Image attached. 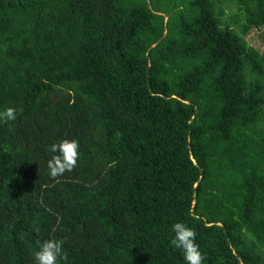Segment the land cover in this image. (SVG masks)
Segmentation results:
<instances>
[{"label": "trees", "instance_id": "obj_1", "mask_svg": "<svg viewBox=\"0 0 264 264\" xmlns=\"http://www.w3.org/2000/svg\"><path fill=\"white\" fill-rule=\"evenodd\" d=\"M264 0H0V264H264ZM76 139L71 172L49 146ZM38 229V230H37Z\"/></svg>", "mask_w": 264, "mask_h": 264}, {"label": "clouds", "instance_id": "obj_2", "mask_svg": "<svg viewBox=\"0 0 264 264\" xmlns=\"http://www.w3.org/2000/svg\"><path fill=\"white\" fill-rule=\"evenodd\" d=\"M16 118L17 110L13 107L0 111V121L7 123L15 121ZM49 151L54 153L47 161L50 178L56 179L76 168L79 159V143L76 139H61L51 144ZM172 231L174 236L170 243L174 248L182 250L186 264H204V255L195 242V230L177 222L172 225ZM37 243L39 248L33 253L35 264H58V261L68 260L67 253L63 249V240L47 239Z\"/></svg>", "mask_w": 264, "mask_h": 264}, {"label": "rangeland", "instance_id": "obj_3", "mask_svg": "<svg viewBox=\"0 0 264 264\" xmlns=\"http://www.w3.org/2000/svg\"><path fill=\"white\" fill-rule=\"evenodd\" d=\"M248 39H250V43L254 45L256 48H258L260 51H263L264 49V31L258 30V31H251L249 35L247 36Z\"/></svg>", "mask_w": 264, "mask_h": 264}]
</instances>
